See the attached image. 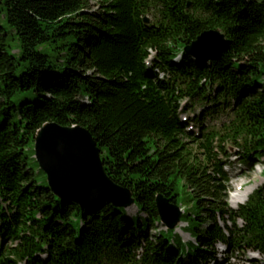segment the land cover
I'll return each instance as SVG.
<instances>
[{
    "label": "trees",
    "instance_id": "obj_1",
    "mask_svg": "<svg viewBox=\"0 0 264 264\" xmlns=\"http://www.w3.org/2000/svg\"><path fill=\"white\" fill-rule=\"evenodd\" d=\"M209 29L230 48L196 61L184 47ZM184 100L202 106L194 120H226L195 135ZM50 121L91 133L130 216L52 193L33 157ZM214 143L241 164L264 155V0H0V264H227L218 245L264 255V184L231 208ZM157 194L184 207L195 243L157 229Z\"/></svg>",
    "mask_w": 264,
    "mask_h": 264
},
{
    "label": "water",
    "instance_id": "obj_2",
    "mask_svg": "<svg viewBox=\"0 0 264 264\" xmlns=\"http://www.w3.org/2000/svg\"><path fill=\"white\" fill-rule=\"evenodd\" d=\"M145 22L148 19L144 18ZM230 48V40L219 29L202 31L184 52L197 61L217 60ZM33 157L45 173L52 193L80 207L111 202L116 207L133 206L131 191L114 183L105 173L100 148L91 133L80 125L44 123L34 135ZM160 223L174 229L182 210L161 194L155 196Z\"/></svg>",
    "mask_w": 264,
    "mask_h": 264
},
{
    "label": "rangeland",
    "instance_id": "obj_3",
    "mask_svg": "<svg viewBox=\"0 0 264 264\" xmlns=\"http://www.w3.org/2000/svg\"><path fill=\"white\" fill-rule=\"evenodd\" d=\"M90 3L92 5V8L95 9L96 8L95 2L91 1ZM189 102L190 101L187 100L181 104V108H182L180 115L181 119H183L185 116L188 117L193 116L190 110L192 106H190ZM199 109H202L201 105L196 106L194 116L198 115ZM225 120H226V115L220 114L215 119L210 120L208 122L206 121L205 124L208 125V127H212V126L215 127L216 125H220ZM193 129L194 131L198 130L196 126L193 127ZM184 142L186 143L185 147L190 152V156L193 157V160L199 161L200 167H203L205 160L203 159V155L201 154L200 149L197 148V145L194 142H190L189 140L186 139H184ZM213 145H214L213 147H216V144ZM223 147H224V153L223 152L217 153L215 152L216 148H214L215 157L220 161V164L223 170L225 171L227 177L225 183V187H226L225 201L231 208H236L238 203L235 204L234 202L235 198L233 196L235 194H238V197L240 195L239 197L240 201L241 203H243L246 200L248 194H250L258 186L264 184V155L260 159H254V161L249 164H241L238 161V159H235V156H230L228 159L233 160V162L229 164V163H225L226 155L228 153L235 154L236 149L230 143L224 144ZM217 150L219 149L217 148ZM240 186L241 188H239ZM247 189L249 192L243 195L242 193ZM204 199L213 200V198L210 197H206ZM180 209L183 210L184 207H180ZM126 210H127V214L130 216L135 211V208L133 206H130L127 207ZM184 226L185 223L183 222L179 223L175 228V231L181 234L182 240L184 242L188 240H193L190 235L186 234V232H183L182 228ZM156 227L157 229H165V227L160 222L156 224ZM154 233H155V229L152 228L148 231L147 234L153 235ZM217 249H218L217 258H225L227 260V264H251V261L254 258L259 260V262L262 261L264 263L263 256L258 255L251 251H248L244 254H241V252L240 253L235 252L234 254L227 253L224 255L223 254L224 248L222 245H218Z\"/></svg>",
    "mask_w": 264,
    "mask_h": 264
},
{
    "label": "bare ground",
    "instance_id": "obj_4",
    "mask_svg": "<svg viewBox=\"0 0 264 264\" xmlns=\"http://www.w3.org/2000/svg\"><path fill=\"white\" fill-rule=\"evenodd\" d=\"M197 125H198V124H197ZM202 125H204V123L200 122L199 125H198V127H197V128H198L197 131H199V130L202 128ZM240 185H241V184H240ZM247 192H249L248 189L245 190L242 194L244 195V194H246ZM239 197H240V195H239ZM239 197H238V194H235V195H234V198H235L234 202H235V203H237V202L240 200Z\"/></svg>",
    "mask_w": 264,
    "mask_h": 264
}]
</instances>
